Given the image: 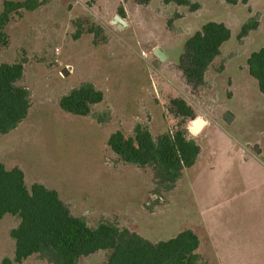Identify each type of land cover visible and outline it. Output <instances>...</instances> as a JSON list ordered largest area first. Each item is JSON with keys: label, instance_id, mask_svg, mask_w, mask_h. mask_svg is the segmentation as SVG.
<instances>
[{"label": "rangeland", "instance_id": "rangeland-1", "mask_svg": "<svg viewBox=\"0 0 264 264\" xmlns=\"http://www.w3.org/2000/svg\"><path fill=\"white\" fill-rule=\"evenodd\" d=\"M35 1L33 9L10 13L0 47V64L24 63L18 84L31 93L27 118L0 135V163L20 167L29 186L57 190L91 226L111 222L153 242L190 228L200 239L198 264H264V199L257 196L264 185L253 183L243 155L264 150V93L247 65L251 53L264 47V0H189L197 9L151 0L127 6L128 12L124 0ZM6 2L0 0V12ZM121 8L129 25L120 28L115 16ZM253 17L258 28L241 37ZM209 21L226 24L231 38L196 87L179 60L186 40ZM156 47L168 58L160 60ZM88 81L104 92L103 101L87 116L62 109L61 97ZM177 100L196 117L179 114ZM226 111L233 121H226ZM201 118L211 124L198 133L192 126ZM137 125L155 138L183 131L200 142V158L172 188L154 167L125 163L108 145L113 133L129 136ZM19 221L12 214L0 218V264L14 256L10 231ZM238 233L248 244L234 245L242 241L233 240ZM215 239L234 244L216 245ZM107 258L108 251L99 250L77 264ZM17 264L50 263L35 254Z\"/></svg>", "mask_w": 264, "mask_h": 264}, {"label": "trees", "instance_id": "trees-1", "mask_svg": "<svg viewBox=\"0 0 264 264\" xmlns=\"http://www.w3.org/2000/svg\"><path fill=\"white\" fill-rule=\"evenodd\" d=\"M134 1L145 5L151 0ZM165 1L191 4L189 0ZM239 1L226 0L230 4ZM36 4L35 0L24 3L7 0L5 13L0 12V47L6 42L5 25L10 13L21 8L33 9ZM199 6L191 4L193 9ZM119 14L125 17L123 8ZM258 26V19H249L240 36ZM230 38L231 30L226 24L209 21L186 40L179 66L190 84L198 87L205 83L212 62ZM247 65L264 93V47L251 53ZM23 75V62L0 64V135L16 129L29 114L31 93L26 86L18 84ZM103 99L104 92L88 81L63 95L60 106L66 112L87 116ZM175 103L179 106V114L191 119L196 117L185 101ZM108 145L125 163L154 167L168 189L175 185L184 168L195 164L201 153L197 139L188 137L183 131L167 132L155 138L150 129L142 125H137L129 136L116 131L109 137ZM6 214L18 216L20 221L10 231L15 240L14 256L4 257L1 264L22 263L35 254L50 264H77L81 257L99 250L108 251V258L98 264H198L199 261L200 239L190 228L169 239L153 242L111 222L91 226L85 217L72 213L57 190L42 183L29 186L20 167L7 168L0 163V218Z\"/></svg>", "mask_w": 264, "mask_h": 264}, {"label": "crops", "instance_id": "crops-1", "mask_svg": "<svg viewBox=\"0 0 264 264\" xmlns=\"http://www.w3.org/2000/svg\"><path fill=\"white\" fill-rule=\"evenodd\" d=\"M124 2V4H125V7H124V10L126 11V12H128L127 11V9H128V7L129 8H133L134 6L136 7V8H138V7H140V4H138L137 2H135L134 0H124L123 1ZM134 2V3H133ZM128 6V7H127ZM138 6V7H137ZM127 25H129V23L127 22ZM126 25V26H127ZM213 117H211V120H214L215 121V119L213 118ZM235 117H233V119H234ZM197 120H199V119H197ZM197 120L195 121V123H193V126L195 127V125H196V122H197ZM211 120H210V118L209 119H206V120H204V125L198 130V133H200L201 131H203L207 126H209L210 124H211ZM231 121H233V120H231ZM230 121V122H231ZM192 126V128L194 129V127ZM222 127V126H221ZM223 128H220V133L221 134H224V130H222ZM197 141H198V139H197ZM199 142V141H198ZM199 144H200V142H199ZM256 152H254V153H252V155L251 156H249V155H246V152H244L243 153V155L245 156V162L246 163H248L249 164V167H250V170L251 171H253L252 173H251V175H253V183L254 184H261V185H264V150H263V152L261 151V150H255ZM201 152H202V147H201ZM199 156H201V153H200V155ZM242 156V155H241ZM200 158V157H199ZM258 195V197H262L263 199H264V188L261 190V191H259V193H257ZM264 206V205H263ZM262 215H261V218L264 216V208H262L260 211H259ZM262 220H264V217L262 218ZM263 223H264V221H262ZM237 236L238 237H235L233 240H242L241 242H236L235 244L233 243V241H231V242H229V243H226V244H223V243H217V241H216V239L214 240L215 241V244L216 245H224V246H229V245H246V244H248L247 243V241H246V239H247V237H245L244 239L240 236V234L238 233L237 234ZM222 239V238H221ZM244 240V241H243Z\"/></svg>", "mask_w": 264, "mask_h": 264}, {"label": "water", "instance_id": "water-1", "mask_svg": "<svg viewBox=\"0 0 264 264\" xmlns=\"http://www.w3.org/2000/svg\"><path fill=\"white\" fill-rule=\"evenodd\" d=\"M115 20L118 21V26L120 28L127 25V21L120 15H116ZM154 52L160 58V60H165L168 58L167 53L161 47H156ZM224 117L227 122H230L233 119V114L231 111H226ZM199 120H200V124L198 125V127H196L197 125H195V128H194L195 131H198L205 123L202 118Z\"/></svg>", "mask_w": 264, "mask_h": 264}, {"label": "bare ground", "instance_id": "bare-ground-1", "mask_svg": "<svg viewBox=\"0 0 264 264\" xmlns=\"http://www.w3.org/2000/svg\"><path fill=\"white\" fill-rule=\"evenodd\" d=\"M200 124V120H198L197 122H196V127H198V125ZM195 128V127H194Z\"/></svg>", "mask_w": 264, "mask_h": 264}, {"label": "built area", "instance_id": "built-area-1", "mask_svg": "<svg viewBox=\"0 0 264 264\" xmlns=\"http://www.w3.org/2000/svg\"><path fill=\"white\" fill-rule=\"evenodd\" d=\"M59 49L57 48V51H58ZM143 54H146V52L145 51H143Z\"/></svg>", "mask_w": 264, "mask_h": 264}]
</instances>
